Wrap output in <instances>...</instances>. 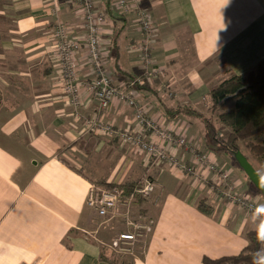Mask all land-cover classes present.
<instances>
[{
	"label": "crops",
	"instance_id": "1",
	"mask_svg": "<svg viewBox=\"0 0 264 264\" xmlns=\"http://www.w3.org/2000/svg\"><path fill=\"white\" fill-rule=\"evenodd\" d=\"M117 0H95L106 14L101 28L106 66L127 86L142 74V32L136 14H121ZM0 264H112L101 258L127 225L119 205L108 217L88 205L93 186L156 183L153 196L131 208L130 220H152L133 264H204V256L240 253L247 232L264 228V212H251L200 184L193 176L121 139L85 129L98 101L83 90L77 119L63 92L53 31L59 22L71 37L86 35L78 0H0ZM157 28L153 53L159 76L136 86L146 113L165 127L186 133L220 167L237 176L211 150L203 124L169 117L167 107L190 105L233 74L264 59V0H146ZM79 78L94 70L82 45ZM222 68L219 69L218 66ZM214 66L219 74L210 76ZM201 110V109H199ZM107 122L134 128L133 111L122 103L101 111ZM173 149V148H172ZM187 162L191 154L173 149ZM239 166V165H238ZM204 202L203 208L200 203ZM146 209H144V208ZM109 247V248H108Z\"/></svg>",
	"mask_w": 264,
	"mask_h": 264
},
{
	"label": "built area",
	"instance_id": "2",
	"mask_svg": "<svg viewBox=\"0 0 264 264\" xmlns=\"http://www.w3.org/2000/svg\"><path fill=\"white\" fill-rule=\"evenodd\" d=\"M78 2L86 28L84 42L71 37L70 28L63 22H59L55 27L53 40L56 46L55 58L60 65L63 92L68 105L74 110L75 117H84L80 111L83 105V90L98 101L96 114L84 119L85 129L117 137L146 152L154 161L167 162L181 172L193 176L200 184L211 186L213 191L230 202L251 212H264L247 194L237 190L232 172L222 169L210 151L198 149L186 133L165 127L146 113L136 86L146 85L162 72L154 58L157 28L146 0H117L115 5L123 15L136 14V23L142 32L140 58L143 71L127 86L117 84L106 66L101 42V28L106 14L96 8L95 0ZM82 45L87 49L88 60L94 70L95 77L92 81L80 79L77 72L76 56L80 53ZM119 102L132 109L134 128L118 127L101 116V111L110 109ZM172 148H184L191 154V159L187 162L179 158ZM155 190L156 183L150 178H144L128 196H124L119 187H92L88 205L100 216L108 217L121 204L126 207V222L132 227L129 231L120 232L113 240L112 247L122 252L130 250L139 239L145 238L153 231L152 220H130L129 215L137 197L149 199Z\"/></svg>",
	"mask_w": 264,
	"mask_h": 264
},
{
	"label": "trees",
	"instance_id": "3",
	"mask_svg": "<svg viewBox=\"0 0 264 264\" xmlns=\"http://www.w3.org/2000/svg\"><path fill=\"white\" fill-rule=\"evenodd\" d=\"M229 103L233 105L225 107ZM210 104L212 115L190 105L167 107L166 115L173 118L182 115L200 121L212 149L216 152L228 153L234 161H236L234 152L241 150V141H246L245 146L250 151L259 156L264 155V141L256 143L252 140L258 134L264 133V59L253 70L243 74H233L222 80L210 91ZM213 115H217V118ZM218 122L230 128L226 138L221 137ZM139 184L140 182L102 185L108 188L119 187L123 195L128 196ZM145 200L137 197L132 206L135 208L137 203L143 205ZM203 204L204 202H201L200 207L205 211ZM258 232L264 233V228L247 232L248 245L240 253L219 258L204 256L203 263L264 264V240L258 238ZM104 251L103 247L101 258L116 264ZM130 264H133V260Z\"/></svg>",
	"mask_w": 264,
	"mask_h": 264
},
{
	"label": "rangeland",
	"instance_id": "4",
	"mask_svg": "<svg viewBox=\"0 0 264 264\" xmlns=\"http://www.w3.org/2000/svg\"><path fill=\"white\" fill-rule=\"evenodd\" d=\"M212 68H213V72H211L210 76L212 78L217 76L215 80L218 81L219 74H217L215 76L214 73L216 72V68H214V66H212L211 70H212ZM218 68L221 69L222 66L219 65ZM196 105L203 112H205L207 114H211L210 113V111H211L210 98H208V97L200 98V100L196 103ZM232 105H233L232 103H229L225 107H229ZM213 116H214V118H217V115H213ZM218 126L220 127L219 129H220L221 137L226 138L230 132V128L223 126V124H221L219 122H218ZM252 140L256 143L263 142L264 141V133L258 134L256 137L252 138ZM245 143H246V141L240 142L242 152L244 154H246V156L249 158L250 162L258 170V172L264 177V155L259 156V155L255 154L254 152L250 151L245 146ZM210 149L213 150L212 147ZM217 153L221 157V159L226 162L227 165L230 163L228 160V156L225 154V152L219 151ZM230 165L233 166L232 163H230ZM235 170L237 171V176L234 177L235 182L237 183V190L243 194H247L264 211V197L261 195L260 192H258V190L254 187V185L249 181V178L247 177L245 172L240 168V166L236 165ZM103 187H105V186H103ZM105 188L108 189V187H105ZM123 208L125 211L126 207H123ZM260 211H262V210H260ZM123 231H129V229L127 227L126 228L124 227V229L121 230L120 232H123ZM118 234H117V236H118ZM112 242L109 246L110 249H112V252H105V253L108 254L109 258L111 260L115 261L116 264H130L134 258V255H138V252H136V250H137V247H139L138 246L139 244L137 242L131 246L130 250H127L124 252H122L119 249H115L114 247H112L111 246Z\"/></svg>",
	"mask_w": 264,
	"mask_h": 264
},
{
	"label": "water",
	"instance_id": "5",
	"mask_svg": "<svg viewBox=\"0 0 264 264\" xmlns=\"http://www.w3.org/2000/svg\"><path fill=\"white\" fill-rule=\"evenodd\" d=\"M234 157L249 180L253 183L258 192H260L264 197V177L258 172V170L254 167L242 150L234 152Z\"/></svg>",
	"mask_w": 264,
	"mask_h": 264
},
{
	"label": "clouds",
	"instance_id": "6",
	"mask_svg": "<svg viewBox=\"0 0 264 264\" xmlns=\"http://www.w3.org/2000/svg\"><path fill=\"white\" fill-rule=\"evenodd\" d=\"M258 238L261 240H264V233H259L258 232Z\"/></svg>",
	"mask_w": 264,
	"mask_h": 264
}]
</instances>
